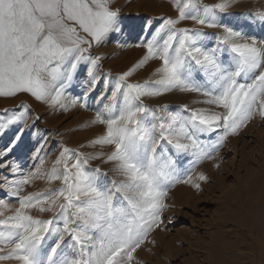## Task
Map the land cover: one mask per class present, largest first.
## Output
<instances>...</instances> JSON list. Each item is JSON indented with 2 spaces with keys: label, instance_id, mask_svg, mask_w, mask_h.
Segmentation results:
<instances>
[{
  "label": "snow or ice",
  "instance_id": "6c2138e0",
  "mask_svg": "<svg viewBox=\"0 0 264 264\" xmlns=\"http://www.w3.org/2000/svg\"><path fill=\"white\" fill-rule=\"evenodd\" d=\"M169 4L120 44L143 54L114 73L93 50L124 31L116 0H0V98L91 112L80 127L99 129L50 156L29 103L0 109V264H147L170 190H199L198 166L219 167L229 139L264 122V6ZM173 94L189 99L160 102Z\"/></svg>",
  "mask_w": 264,
  "mask_h": 264
},
{
  "label": "rangeland",
  "instance_id": "374dc122",
  "mask_svg": "<svg viewBox=\"0 0 264 264\" xmlns=\"http://www.w3.org/2000/svg\"><path fill=\"white\" fill-rule=\"evenodd\" d=\"M140 5L145 8L130 15L121 10L124 31L93 50L107 57L103 61L105 70L114 73L126 70L143 54L142 49L120 44L134 45L143 34L147 19L159 16L155 11L173 14L169 0L126 2L129 8ZM261 6L264 0H239L233 11ZM149 70L137 72L133 79L145 77ZM181 99L187 101L189 98L173 94L160 102H184ZM91 115L79 109L66 114L61 118L64 120L60 124L62 132L53 134L55 141L64 140L71 145L82 138L85 143L99 129L76 131L74 125L82 119L85 122ZM58 123L53 118L46 124L50 127ZM251 124L221 149V159L216 161L219 167H214L212 161L198 166L197 171L206 170L204 173L208 177V181L199 182V190L184 184L170 190L167 202L172 207L164 214L167 226L153 234L156 245L150 246L151 252L141 251L140 259L147 264H264V122L256 120ZM168 217H172L170 222Z\"/></svg>",
  "mask_w": 264,
  "mask_h": 264
},
{
  "label": "bare ground",
  "instance_id": "6f19581e",
  "mask_svg": "<svg viewBox=\"0 0 264 264\" xmlns=\"http://www.w3.org/2000/svg\"><path fill=\"white\" fill-rule=\"evenodd\" d=\"M129 1V0H116V6H119L121 8V10H124V12L127 13V15L129 14H132V13H135V12H138V11H141L143 8H145L144 6L140 5V6H136L134 8H129V7H126V2ZM252 2V1H251ZM147 10H150V9H147ZM160 13V14H158ZM155 14H158L159 16L161 14H164L165 13H162V12H159V11H155ZM189 98V97H188ZM187 99V98H186ZM186 99L185 100H182L184 102H186ZM21 100H24L26 101L27 103L30 104V106L32 107L33 111L35 114H38L40 116V119H39V123L37 124V127L40 128V129H44L46 130L45 131V135H49L51 137V140H50V144H51V148H50V156H54L55 155V151H56V148H57V145L55 144V138L53 135L54 133H58L62 130L63 128V125H60L62 124V120L61 118L64 117L66 114H69V113H72L78 109H71L69 112L65 113V112H62L58 109H54V108H50L49 106L45 105V104H42L40 102H37L35 101L34 99H32L31 97L27 96V95H22V96H18V97H15V98H0V109H4V108H7V107H13L15 106L16 104H18ZM168 101V100H167ZM55 118L56 121H59L58 124H55L53 126H50L48 127V125L46 124L48 121H50L51 119ZM85 121V120H84ZM84 123L83 122V119L82 120H79L76 125H74V129L76 131L82 129L80 127V125ZM47 125V126H46ZM252 125V124H251ZM66 130V129H65ZM71 131V130H70ZM73 131V130H72ZM62 132V131H61ZM73 133V132H72ZM71 134V133H70ZM12 135V132H8L4 137L0 138V144H4L8 141L9 137ZM65 135V134H64ZM62 135V136H64ZM72 135V134H71ZM61 136V138H62ZM60 137V136H59ZM65 137L67 138V136L65 135ZM70 137V135H69ZM54 138V139H53ZM60 139V138H59ZM86 140V139H85ZM64 141V140H63ZM66 141V140H65ZM67 143V142H66ZM70 143V142H69ZM83 143V139L82 138H77L76 140H74L73 144H69V146H77L79 144ZM30 144V135L29 137H26V141H25V145H22V148L28 146ZM68 145V143H67ZM20 151V150H18ZM211 163H209L210 165ZM205 165V164H204ZM202 166L201 168L204 169L203 167L205 166ZM208 165V164H207ZM206 165V166H207ZM93 166H95V163H93ZM209 168V167H208ZM201 169V170H202ZM207 169V168H206ZM206 172V170H204ZM203 171V172H204ZM208 173V172H207ZM207 175V174H206ZM182 185V184H181ZM44 184L43 182L41 181H37L36 184H35V188H41L43 187ZM187 188V187H186ZM180 189V188H179ZM183 189V188H182ZM29 190H34V189H29ZM172 190V189H171ZM189 190V189H188ZM173 191V190H172ZM178 191V190H177ZM185 192V191H184ZM190 193V192H189ZM187 195V194H186ZM183 196V195H182ZM181 196V197H182ZM189 196V195H188ZM177 197V196H176ZM184 200V199H182ZM171 202V201H170ZM174 202V201H173ZM179 202V201H178ZM184 202V201H182ZM180 205H181V202H180ZM174 208V207H173ZM157 234V233H156ZM156 237V236H155Z\"/></svg>",
  "mask_w": 264,
  "mask_h": 264
}]
</instances>
